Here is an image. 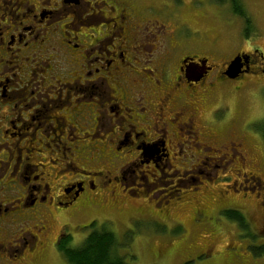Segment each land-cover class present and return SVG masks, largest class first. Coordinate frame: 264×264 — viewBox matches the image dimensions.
Instances as JSON below:
<instances>
[{"label":"flooded vegetation","instance_id":"1","mask_svg":"<svg viewBox=\"0 0 264 264\" xmlns=\"http://www.w3.org/2000/svg\"><path fill=\"white\" fill-rule=\"evenodd\" d=\"M167 6L164 0H0V264H26L29 257L36 264L40 254L60 251L73 229L95 224L73 226V217L104 207L107 192L144 197V212L159 191L154 215L165 220L170 200L186 188L173 185L181 172L197 174L195 190L203 186L200 169L213 159L206 151L228 148L230 170L241 162L239 188L264 191L262 177L246 167L261 164L253 152L255 141L259 147L264 140V115L250 119L221 101L224 88L241 91L259 78L264 87V53L237 50L213 63L207 42ZM162 13L172 25L162 23ZM238 56V74L230 78ZM214 101L219 105L210 107ZM221 160L216 167L227 161ZM150 185L162 189L148 196ZM221 211L240 213L232 206ZM58 218L65 222L54 234ZM206 254L205 247L194 260Z\"/></svg>","mask_w":264,"mask_h":264},{"label":"rangeland","instance_id":"2","mask_svg":"<svg viewBox=\"0 0 264 264\" xmlns=\"http://www.w3.org/2000/svg\"><path fill=\"white\" fill-rule=\"evenodd\" d=\"M164 1L168 4L169 13L181 15L180 17L194 29L196 39L201 37L207 42L205 47L200 48H205V54L213 63L221 64L237 50L246 52L259 49L264 53V0H184V4L178 0ZM171 3L176 4L175 9H172ZM161 19L162 23L167 25L173 23L165 13H162ZM188 35L191 37L189 32ZM197 51L198 48L195 49V52ZM261 83L262 79H256V83H250L241 91L224 88L221 101H228L227 104H231L233 109L243 110L245 117L248 115L250 119L264 115V87H261ZM211 103L210 107L219 105L218 101ZM222 117L223 113L217 115L218 119ZM262 128L264 129V125ZM253 129L255 127L251 130ZM228 142L229 139H222L218 143ZM259 145L258 147L255 141L254 163L261 164L245 166L247 171L257 173L264 180L263 139H260ZM230 153L228 148L218 153L205 152V156L213 159L206 160L209 166L200 169L201 179L204 180L200 192L195 190V181L192 182L191 178L196 176V173H188L183 178L181 172L173 180V185L186 188H183L181 198L170 200L173 211L165 220L156 216L158 210L154 206L162 202L158 191L162 186L150 185L148 196H151L154 190L158 192L154 194L156 199L151 197L152 204L146 202L144 212L139 210V206L144 204V197L128 198V193L122 192L124 196H114L107 192L101 196L104 207L82 209L73 217V226L88 224L92 220H95L98 227L107 226L116 235L119 247L117 254L125 257L128 264H185L190 261H193V264H264V255H258L256 252L264 247V196L260 195H264V191L257 192L250 186L239 188L240 182H236V179L243 181L245 177L239 175L242 168L240 160L237 161L239 158L232 164L231 170L226 164L230 162L227 160ZM221 155H225L226 159L220 160L227 161L224 165L220 163V166L216 167V162L220 161L217 158ZM170 182L171 179L168 178L163 184L168 187ZM211 191L214 195H211L206 204L204 199ZM118 193L119 191L116 195ZM222 195L227 198H222ZM229 206L240 211L243 227L221 211ZM202 210L208 211L207 214H203ZM66 215L68 214H63ZM64 222L63 218L56 220L54 234ZM28 225H34V221ZM82 229H73L70 246L77 248L83 244L91 229ZM70 230L72 232V228ZM205 247L210 250L211 257L206 254L194 260ZM40 257L39 264H70L62 252L54 248L40 254ZM32 258L29 257L26 264H32Z\"/></svg>","mask_w":264,"mask_h":264},{"label":"trees","instance_id":"3","mask_svg":"<svg viewBox=\"0 0 264 264\" xmlns=\"http://www.w3.org/2000/svg\"><path fill=\"white\" fill-rule=\"evenodd\" d=\"M225 215L244 226L242 214L228 211ZM245 228V227H244ZM91 231L80 247L74 248L66 242L60 249L70 264H128L125 257L117 254L119 248L116 235L107 226L98 227L93 224ZM258 255H264V247L256 250ZM193 264V261L185 262Z\"/></svg>","mask_w":264,"mask_h":264},{"label":"water","instance_id":"4","mask_svg":"<svg viewBox=\"0 0 264 264\" xmlns=\"http://www.w3.org/2000/svg\"><path fill=\"white\" fill-rule=\"evenodd\" d=\"M241 60H242V57L238 56L231 62L230 67L228 71L226 72L227 76H229L230 78H236L239 67H240Z\"/></svg>","mask_w":264,"mask_h":264}]
</instances>
